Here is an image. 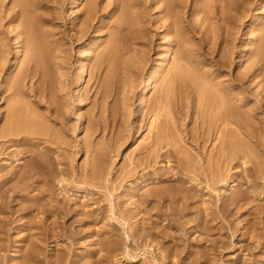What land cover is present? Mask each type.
<instances>
[{
  "label": "bare ground",
  "instance_id": "obj_1",
  "mask_svg": "<svg viewBox=\"0 0 264 264\" xmlns=\"http://www.w3.org/2000/svg\"><path fill=\"white\" fill-rule=\"evenodd\" d=\"M100 1L86 0L82 13H74L75 19L72 18L71 22L77 23L72 29V36L77 40L87 37L91 30L102 24L94 25L96 20L102 22L98 19L106 13V6H100ZM246 1L154 0L161 31L167 32L170 38L169 46L172 48L176 41L169 50L172 53L170 55H174V58L171 56L174 62L168 63L169 71L165 76L163 74L164 92L155 97L157 100L154 104L148 106L147 100L161 67L148 74L139 88V107L143 110L148 107V113H152L150 124L148 122L145 125H149V132H146L149 135H142V140H137L139 145H135L140 148H136V153H139H134V150L135 155L129 156V162H126L128 158L125 159L118 176L110 181L115 161L110 153L115 152L116 146L107 144L111 151H93L91 138L95 128L87 125L84 129L89 139L86 147L83 146L87 149L89 161L77 172L75 157L78 152L74 149L78 144L70 142L68 138L76 128L70 124L68 110L65 114L59 100L55 101L46 95H51L50 89L58 83L62 84L60 80L65 76L61 72L64 58L61 42L64 35L58 29L57 16L42 12V7L49 1L10 0L9 16L18 52L0 91V253L4 248L11 251L12 243L5 244L1 240H4V236H12L10 232L15 228L14 220L20 214L25 219L21 218V221L24 222L22 230H26V234L18 233L22 235L19 239L22 244L17 247L19 254L7 256L4 264H63L64 256L59 255L52 261V257L44 253L43 246L53 241L56 246L70 247L77 240L76 237L89 230L93 232L95 226L100 224L95 231L99 236L97 241L102 242L100 236L107 234V245L111 247L115 242L112 238L117 235L126 246L130 242L135 250L150 248L154 257L149 264H172L171 261L176 264L174 258H178L186 248H191L183 256V259L187 258L181 260V256L177 264H214L212 260L215 261L233 245L239 246L240 253L229 264H258V259H255V241L264 237V121L258 115L264 112V105L258 104L259 101L249 95L248 83H255L259 94H264V14L257 24L251 19L247 20L251 28L249 39L252 45L245 57L248 65L235 72L234 61L230 58L232 53L229 54V31L225 30L221 38H216L214 47H210L209 37H203L194 45L187 34V30H190L188 24L193 21L186 18L184 11L191 7L192 18L196 20L198 17L203 22H211L217 11V21L233 22L234 19H240L238 14L235 18L234 13L245 8ZM81 4V0H71L70 7L79 8ZM123 4V10L119 11L114 21L121 22L118 28L120 37L117 42L115 39L108 43L107 48L99 51L94 63V69L104 68L110 72L102 78L99 86L102 96L107 95L115 79L132 69L129 61L136 58L135 53L138 51L123 32L122 22H140L141 19L134 18V15L140 17L136 12L139 3L136 0H124ZM258 6L262 9L264 4L259 0ZM0 7L7 9L6 0H0ZM2 50L5 49L0 48V52ZM24 56L25 61L20 64L18 58ZM169 58L159 60L160 63L157 60V63L162 66ZM2 65L1 60L0 71H5ZM16 65H21L18 70ZM56 71L61 73L57 82L49 79V74L56 75ZM88 76L89 73L83 68L75 86V93L80 99L85 87L83 83ZM42 89L43 93L40 92ZM41 98L47 99V105L41 104ZM172 104H175L177 111H172ZM162 112L166 116L163 123L160 120ZM141 142L147 144L143 146ZM55 149H59L63 156L54 157L51 152ZM171 161L175 162L178 170H171L174 164L170 165ZM157 164L162 165L160 171L165 170L160 173L154 170ZM71 175L75 177L73 182H82L77 193L104 194L100 195L102 197H92L93 201L91 198L83 200L87 197L84 195L80 199L66 195L58 198V186L67 190V180ZM246 180L250 182L248 185ZM241 184L247 187L236 194V187ZM148 185L150 189L147 190ZM222 185L228 189L225 190L227 193L222 192L220 195L217 188ZM124 186L131 189V193L118 192L116 195L118 188ZM24 201L28 204L20 205ZM92 203L99 205L90 207ZM98 208L99 212L96 211ZM193 229L200 236L190 245L185 242ZM22 230L20 228L18 232ZM92 234L95 235L94 232ZM88 235L91 236L90 233ZM68 239H71L70 243ZM154 240L157 244L170 242L166 248L163 247L165 254H162L161 244L158 245L160 252L156 248L152 249ZM16 241L17 238L15 245ZM156 243L152 244L157 246ZM197 253L199 256H196ZM139 260H145V257Z\"/></svg>",
  "mask_w": 264,
  "mask_h": 264
},
{
  "label": "rangeland",
  "instance_id": "obj_2",
  "mask_svg": "<svg viewBox=\"0 0 264 264\" xmlns=\"http://www.w3.org/2000/svg\"><path fill=\"white\" fill-rule=\"evenodd\" d=\"M48 1L49 2H46V4L42 7L44 9V10L42 9V12L53 13V15L57 16L58 29L64 35L63 40L61 42L62 49L64 51V54H63L64 58H62L63 59V68H62L61 72L65 76H64V79L62 78V80H60L62 84L58 83L55 86H53L49 91V93H51V95H49V94H46V95L49 96V98L52 97V99H54L55 101L59 100L60 104L59 103L58 104L62 106L65 114H66V110H68L67 116L69 118L68 120L70 121V124L76 128V131L74 129L71 132L70 136H68V138H69L70 142L74 141L75 143L78 144V146L74 149L75 152L76 151L78 152L76 154V157H75V160H76L75 164H76L77 172H80L81 166L89 161V156L87 155L88 152H87V149L85 148L86 147L85 144H86V142H88V139H89V137H87L86 130L84 129L87 125L90 124V126L92 128L93 127L95 128V133L91 138L93 151L97 152L96 149L99 150L98 152H100L101 150H104L105 152L108 150L111 151V149H109L108 146L109 145L114 146V147L116 146V150L114 153H117V154L115 155L114 153H110V154H112V157L114 158L113 161L115 160L113 162L114 163V169L112 170L111 177H110V181H113V180H115L114 178H116L118 176L119 168L125 164L124 163L125 159L128 158L126 162H129L128 160L132 156H134L135 155L134 153H136L137 150L140 148V146L136 147V145H135V143H137V144L139 143V142H137V140L141 141L143 136L148 137L147 135H149L148 133L146 134V132H149L148 131L149 128H147L149 125H147V127H145V125L148 124V122L150 124V119H151L152 113H150L151 115L148 113L149 112L148 107L145 108L144 110L139 107L138 90L141 87V85L143 84L145 77L148 76V74H150L151 72L157 71L158 68L161 67V71H160V73H158L159 76L157 75V82H156L157 84L155 83V86L152 89V91L148 97V100H147V104L149 103L148 106L152 105L156 102L157 99H155V97L157 98V96L160 95V92L161 93L164 92L165 78L163 77V74L165 76V74L169 71V65L171 64V62H174V59H173L174 55H170L172 53L169 50L175 46L176 41L172 44V48H171L169 46V44H170L169 39L170 38H169V36H167V32L163 33L161 31L162 30L161 24H160L161 22L159 23V21L157 19L158 13L154 9V0H136L139 3V7L136 9V12H138L140 14V17L137 18L136 15H134V18L136 20L141 19L143 22H141V20H140V22H122L123 32L125 33L126 37L130 40L132 47H134L135 49L138 50L137 53H135L136 58L135 59L132 58L131 59L132 61L131 60L129 61V65L131 66L132 69L127 70L126 72L122 73L121 77L123 80H121V77H119L118 79H115V83L113 82L112 86L108 89L109 93L107 92V95L102 96V92L99 91V86H100V84H102V80H103L102 78H104L110 72L104 68L100 69V70L94 69V63H96L97 57L99 56V53L102 50H104L106 46H108V43H111L115 39H116L115 42H117L118 37H120V31L118 28H119V25L121 22H114V21L117 20V15H118L119 11L121 12L123 10L124 0L123 1L122 0L121 1L120 0H101L100 6H102V7L106 6V8H105L106 13L104 16H102V17L100 16V18L98 19L99 21H102V22H97V20H96V22H94V25L95 24L99 25L100 23H102V24L99 26V28L96 27L93 30H91L90 33H88L87 37L80 39V40H77L75 36H72V33H73L72 29L77 22L75 24H73L71 21H73L75 19L74 13L75 14L78 12L82 13L84 3L86 2V0H81L82 4L79 8H75V7L71 8L70 7L71 0H48ZM192 1L195 2L197 0H192ZM258 2H259V0H249V1L247 0L244 3L245 8H241L240 12L234 13L235 18L237 17V14H238L240 19H238V18H237V20L234 19L235 21L233 20V22H223L221 20L217 21L218 16L216 15L217 18L215 17V14L217 11L215 12V14L213 16V20L211 22H203L198 17H196V20H195V17L192 18V16H191L192 15L191 7H187L184 10L186 12V15H187V16L186 15L185 16H186V18H189L190 20L193 21V22H189L190 24H188V27L190 28V30H187V34H188V36H190L192 38V40H193L192 42L194 43V45H197L199 43V41H201L202 39L209 37L211 39L209 45H210V47H214L215 46L214 43L216 42V38H218V37L221 38V36L225 34L224 31L228 30L230 33V40H231V42H230L231 51L229 52V54L232 53L230 58H231V60L234 61V64H235L234 66L236 67L235 72H237V71L239 72V71H241V69L246 68V66L248 65V63L246 62L247 50L250 49L249 47L252 46L250 44L251 40L249 39V33L251 32V28H250V26L247 25V22H248L247 20L251 19V21L253 23L255 22L257 24L260 21L261 15L264 14V7L262 9H260L258 6ZM260 2H261V4H264V0H260ZM121 3H122V5H121ZM127 3H128V1H127ZM6 5H7V9L0 7V48L5 49V50H2L0 52V61L2 60V62H3L2 68H4V70H5V71H0V91L3 88L5 76L8 74L9 70L11 69V66L13 65L15 59L17 58V52H18V45L15 41L16 35H15V32H13V30L11 28V22H10L11 17L9 16L11 14L9 12V9H8L9 7H11L10 0H6ZM115 5L118 7L114 8ZM141 9H143V10H141ZM112 10H113V12H112ZM72 18H73V20H72ZM168 23L169 22H167V24ZM223 23L225 24V26L223 25ZM245 33H247V34H245ZM172 35H174V33H172ZM255 35L256 34H254L253 36H255ZM111 36H112V38H111ZM72 37H73V39H72ZM107 37L109 39H107ZM244 44H247L248 46L243 47ZM87 50L89 52H87ZM207 50H208V48H207ZM94 51H96L97 53ZM229 54L227 56H230ZM236 54H238V55H236ZM168 56H170V58H169L170 61L168 59L164 63V65H162V66L160 64H158V63H160L159 60H162ZM213 56H214V54H213ZM237 58H238V60H237ZM18 59L17 60L20 62V64H22L25 61V56L22 58H18ZM157 60H158V63H157ZM171 60H173V61H171ZM168 63H169V65H168ZM242 64L245 66H243ZM87 65H88V67H87ZM20 66L21 65H19V66L16 65V67H17L16 69L18 70L19 69L18 67H20ZM89 67H92V69ZM166 67H168L167 70H166ZM0 68H1V66H0ZM83 68L86 69V73H89V76L87 77V81L85 83H83L85 87H84L83 95L81 97V99H82V101H81V99L79 97H77L78 95L75 93V86H76L77 81L80 79V75L82 73ZM16 69H15V73H16ZM56 72H57V74H56L57 76L49 74V79L50 80H56L55 82L58 81V79H57L58 76H61L60 71H56ZM15 73L13 71V74H15ZM125 73H126V75H125ZM127 73H129V74H127ZM90 74H92V75H90ZM123 74L127 78H125ZM11 77H12V75H11ZM91 81H92V83H91ZM97 81H98V83H97ZM94 84H95V86H94ZM96 84H98V85H96ZM120 85L122 88L120 87ZM248 86H250V89H249L250 94L249 95L252 96V98H254L255 100L259 101L258 104L264 105V98H263L264 94L263 95L259 94V92L257 91L256 84L253 82H249ZM113 87H114V89H113ZM95 88H97V89H95ZM43 91L44 90L42 89L40 92L43 93ZM94 95H96V96H94ZM85 96L87 97V99L85 98ZM55 98L56 99L58 98V99L56 100ZM174 98H173V101H174ZM42 99L43 98H41L40 100H42ZM37 100H39V98H37ZM73 102H74V104H73ZM47 103H48L47 99H44L41 101L42 105H47ZM62 103H64V104H62ZM170 107H173L172 111H177L175 104H172V106H170ZM175 108H176V110H175ZM142 111H143V113H142ZM173 113H175V112H173ZM81 116H83V119H81ZM161 116H160V120L162 119L161 122L163 123L166 120V118H165L166 116L163 112L161 113ZM258 117H259V119L264 121V112L259 114ZM82 120H84V121H83L82 126H81ZM145 121H146V123H145ZM145 129H146V131H145ZM140 137H142V138H140ZM121 138H122V140H121ZM111 140H112V142L110 143ZM126 141H127V143H126ZM145 141H147V139ZM118 142H119V144H118ZM145 143L147 144V142H144V144ZM107 144H109V145H107ZM120 144H122V146H119ZM141 144H143V142H141ZM144 144H143V146H144ZM101 146H102V148H101ZM104 148L105 149L107 148V150H105ZM136 148H137V150H136ZM134 150H135V152L133 153ZM138 153H136V154H138ZM51 154H53L54 157H57L58 155L60 157L63 156V155H60L61 151L59 149L53 150L51 152ZM129 156H130V158H129ZM22 161H24V160H22ZM169 163L170 162H168V164ZM160 164H163V163H160ZM172 164H173V167H171V170H173V168H174V170H176V169L178 170L174 161L173 162L171 161L170 165H172ZM158 165L159 164L156 165L154 170L157 169V171L159 172L162 168V165L161 166L160 165L158 166ZM62 166L64 167L65 165L62 164ZM243 167H242V169H243ZM245 167H247V166H245ZM164 170H162V171H164ZM157 171H154L153 173L158 175ZM162 171H160V172H162ZM152 177H153V175H152ZM74 179H75V177H72V175H71V178H68V180H67V183L69 186H66V187H67V190L69 188V190H68L69 193L67 192V190H64V188L61 189L59 186H58V189L56 188L57 193H58V198L62 197L63 195H66V196H69L70 198H73V199H80V198H82L81 196L84 195V197L85 196H87V197L82 198V199L86 200L87 198L92 199V197L94 198L95 196L98 198L100 195L104 194L103 192H101V193L99 192L98 196H97V194L96 195H92V194L90 195L89 192L88 193L87 192L77 193L78 189L82 186V184H81L82 182H80V184L73 182ZM248 180H249V178H248ZM248 180H246L247 181L246 184L250 183V182H248ZM250 180H252V178ZM244 186H245V188H244ZM246 187L247 186L245 184H243V185L241 184V186L236 187L237 193H236V191L234 193H236V194L241 193L243 190L246 189ZM148 189H150L149 185L147 186V190ZM227 189H228L227 186L225 187V185L224 186L222 185L221 187L217 188L218 194L221 193L220 195H222V192L227 193V191H225ZM118 192L122 193V194H125V192H126V194H129V193H131V189L128 190L127 186H124L123 188H118V190H117V192H115V194L118 195ZM100 197H102V196H100ZM93 200L94 199H92V201ZM97 203L103 204L100 202H97ZM97 203H92L90 207H94L95 205L96 206L99 205ZM27 204H28V202H26V201L22 202V204L20 203V205H22V206H26ZM96 211L99 212L100 211L99 208ZM118 213H120V212L118 211ZM21 218L23 219V214L16 216V218L14 220L15 222L13 225V227H15V228H13L10 232V235H12V236H9V237L4 236V240L3 239L1 240L2 243L6 242L5 244H8V243L14 244L15 239L17 238L16 245L11 244V247L13 246L11 248V251L7 250V248H4L2 250V252L0 253V262H2V264H4L6 262V258L11 257V255L13 257V255H16V253H17V255L19 254V252H17V247L19 248V245L22 244V242H20L21 240H19V239L22 238V235L24 233L26 234V232H25L26 230H24V231L22 230L23 229L22 223H24L22 221L25 219L22 220ZM242 219H244V217H242ZM133 221H135V220H133ZM100 225L95 226V228L93 229L94 230L93 232L95 233V235L92 234L93 232H90V230L86 231L87 233L85 232L82 235H79L78 237H76L77 238V240L75 241L76 243L74 242L73 244H71L70 247L66 246L67 249L65 248V246H62V245L56 246V243L53 241L48 246L44 245L43 246L44 247V249H43L44 253L49 255L50 258L52 257V261L55 260L56 258H58L59 255L64 256L65 260H64L63 264H72L75 262H77V264H149L150 260L153 259V257H154L153 250H151L150 248H148L146 250H144V249L143 250H140V249L135 250V249H133V247H131L130 242H128V244L126 246L124 241L123 240L121 241V239H119V237L117 235L114 236V238H112L115 241V242H113L115 249H114L113 245L111 247H109V245H107V240L109 239L107 234L106 235L104 234V236L102 234L100 236V239H101V237L103 239L102 242H100L99 240L97 241L99 236L96 233L97 232L96 230L99 229ZM20 228L23 231L21 233L18 232L20 230ZM195 231H196V229L195 230L193 229L191 231L192 235L190 234L188 236L189 238L185 243H190V245H191V242L195 241L196 237L200 236V233H198L197 231L195 232ZM18 233L22 234V235H19ZM89 233L91 234V236L88 235ZM82 236H84L85 238H83ZM111 237H113V236H111ZM122 237H123V235H122ZM78 238L79 239L81 238L82 240L80 239L81 240L80 241V240H78ZM10 239H12L14 242ZM117 240H118V243L116 242ZM67 241L70 243L71 239H68ZM78 241H79V243H77ZM156 242L157 241L154 240L152 243H156ZM255 242H254L255 243L254 248H256V250H257V251L255 250L256 251L255 252L256 258L255 259H258V261H259L258 264H264V237L260 238V241H255ZM145 243H146V241H145ZM147 243L149 244L150 242L147 241ZM152 243H151V246H153L152 249L156 248V251H159V252H160V250H159L160 247L163 249V247L170 244V242L164 241V243L166 245L164 243H163L164 245L161 243H158V244L156 243L157 246L159 244H161V245H159L160 247L159 246L157 247V246H155V244H152ZM238 247H236L235 245H233L232 247L229 246L228 250L227 249L224 250V252L220 256H218L215 261L213 259L212 262H214V264L215 263L216 264L233 263L234 262L233 260L240 253ZM55 248L58 250H55ZM127 248H130L129 251L127 250ZM165 248L163 249V251L161 249V251L163 252L162 254L166 253ZM189 249H191V248H189ZM189 249L186 248L184 250L185 252L183 251V253L178 258L177 257L174 258L173 261L176 262V264H177L180 257L182 256L181 257V260H182L184 254ZM5 250H7V251H5ZM66 250H68V251H66ZM192 250L197 251L196 249H192ZM65 251H66V253H65ZM159 252H157V253H159ZM142 256L145 257V260H139ZM196 256H199V254L197 253ZM1 257H2V259H1ZM210 257H211V255H210ZM184 258L186 259L187 256ZM77 259L82 260V261L78 262ZM185 259H183V260H185ZM75 260H77V261H75ZM88 260H90V262H87ZM181 262H183V261H181ZM41 263H39V264H41ZM170 263L174 264L172 261ZM194 263L197 264L196 262H194ZM35 264H38V263H35ZM42 264H46V263H42Z\"/></svg>",
  "mask_w": 264,
  "mask_h": 264
}]
</instances>
